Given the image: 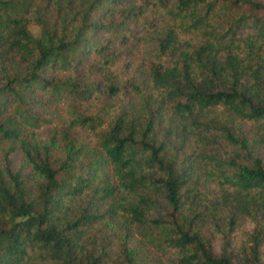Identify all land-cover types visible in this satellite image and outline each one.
<instances>
[{
  "label": "trees",
  "instance_id": "obj_1",
  "mask_svg": "<svg viewBox=\"0 0 264 264\" xmlns=\"http://www.w3.org/2000/svg\"><path fill=\"white\" fill-rule=\"evenodd\" d=\"M0 264H264V0H0Z\"/></svg>",
  "mask_w": 264,
  "mask_h": 264
},
{
  "label": "rangeland",
  "instance_id": "obj_2",
  "mask_svg": "<svg viewBox=\"0 0 264 264\" xmlns=\"http://www.w3.org/2000/svg\"><path fill=\"white\" fill-rule=\"evenodd\" d=\"M32 29H33V27H32ZM243 226L246 228H250L252 226V222H250V221L243 222Z\"/></svg>",
  "mask_w": 264,
  "mask_h": 264
}]
</instances>
